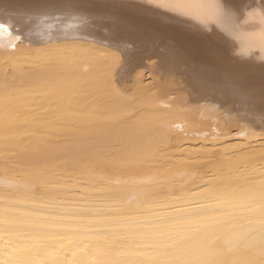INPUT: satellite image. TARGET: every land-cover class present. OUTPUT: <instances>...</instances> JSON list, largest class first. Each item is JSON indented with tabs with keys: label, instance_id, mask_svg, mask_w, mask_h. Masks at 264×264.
Listing matches in <instances>:
<instances>
[{
	"label": "bare ground",
	"instance_id": "6f19581e",
	"mask_svg": "<svg viewBox=\"0 0 264 264\" xmlns=\"http://www.w3.org/2000/svg\"><path fill=\"white\" fill-rule=\"evenodd\" d=\"M0 25V264H264V0Z\"/></svg>",
	"mask_w": 264,
	"mask_h": 264
},
{
	"label": "snow or ice",
	"instance_id": "6c2138e0",
	"mask_svg": "<svg viewBox=\"0 0 264 264\" xmlns=\"http://www.w3.org/2000/svg\"><path fill=\"white\" fill-rule=\"evenodd\" d=\"M3 26L2 25H0V28H2Z\"/></svg>",
	"mask_w": 264,
	"mask_h": 264
}]
</instances>
